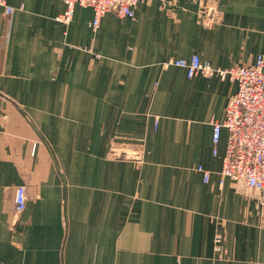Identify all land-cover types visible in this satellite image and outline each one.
Listing matches in <instances>:
<instances>
[{
    "label": "crops",
    "instance_id": "0c3cea01",
    "mask_svg": "<svg viewBox=\"0 0 264 264\" xmlns=\"http://www.w3.org/2000/svg\"><path fill=\"white\" fill-rule=\"evenodd\" d=\"M7 2L0 264H264L258 204L221 184L226 130L214 155L212 124L237 84L172 64L198 55L222 70L252 66L264 54V0H142L134 18L109 12L97 30L90 8L64 24L62 0Z\"/></svg>",
    "mask_w": 264,
    "mask_h": 264
},
{
    "label": "built area",
    "instance_id": "2783aa9c",
    "mask_svg": "<svg viewBox=\"0 0 264 264\" xmlns=\"http://www.w3.org/2000/svg\"><path fill=\"white\" fill-rule=\"evenodd\" d=\"M65 4L64 13L58 21L69 24L77 7L90 8L95 14L91 27L97 30L101 18L115 12L123 18H134L139 3L142 0H62ZM0 7L8 16L16 9L7 0H0ZM176 67L186 70L189 78L197 76L230 79L237 84L236 93L230 98L225 119L214 121L213 148L218 155L223 131L228 132L226 153L223 157L221 184L230 179L248 189L264 192V54L257 56L252 66H239L230 70L216 68L210 61L201 59L198 55L188 59L172 62ZM198 171L203 174L204 182L209 183L212 172L202 166ZM28 194L25 186L16 190V213L21 215L27 208ZM221 238L216 239V250L225 253Z\"/></svg>",
    "mask_w": 264,
    "mask_h": 264
},
{
    "label": "rangeland",
    "instance_id": "374dc122",
    "mask_svg": "<svg viewBox=\"0 0 264 264\" xmlns=\"http://www.w3.org/2000/svg\"><path fill=\"white\" fill-rule=\"evenodd\" d=\"M209 12L213 11V10H208ZM205 77V76H204ZM116 156L119 157V158H129V159H139L140 158V154H136V153H132V152H119V153H116ZM237 184V183H236ZM239 185L241 188H242V191L247 193L252 200H255L256 203L258 204L259 206V210H260V216L262 217V219L264 220V192H259V191H256L254 189H248L246 187H244L243 185H240V184H237ZM28 194V193H27ZM215 243H216V240H215ZM222 247L224 248V244L222 242ZM216 246L217 244H215V251L217 252L216 250ZM224 250L226 251L225 253H221L219 255V259H223L225 258V256L227 255V250L224 248Z\"/></svg>",
    "mask_w": 264,
    "mask_h": 264
}]
</instances>
